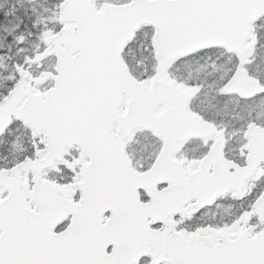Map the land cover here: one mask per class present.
<instances>
[{
    "label": "snow or ice",
    "instance_id": "6c2138e0",
    "mask_svg": "<svg viewBox=\"0 0 264 264\" xmlns=\"http://www.w3.org/2000/svg\"><path fill=\"white\" fill-rule=\"evenodd\" d=\"M0 264H264V0H0Z\"/></svg>",
    "mask_w": 264,
    "mask_h": 264
}]
</instances>
